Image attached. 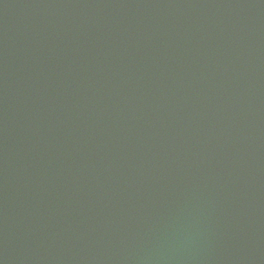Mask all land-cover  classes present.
Instances as JSON below:
<instances>
[{"label":"water","instance_id":"water-1","mask_svg":"<svg viewBox=\"0 0 264 264\" xmlns=\"http://www.w3.org/2000/svg\"><path fill=\"white\" fill-rule=\"evenodd\" d=\"M0 264H264V0H0Z\"/></svg>","mask_w":264,"mask_h":264}]
</instances>
